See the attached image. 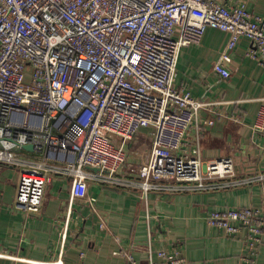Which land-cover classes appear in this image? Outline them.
Masks as SVG:
<instances>
[{
  "label": "built area",
  "instance_id": "2783aa9c",
  "mask_svg": "<svg viewBox=\"0 0 264 264\" xmlns=\"http://www.w3.org/2000/svg\"><path fill=\"white\" fill-rule=\"evenodd\" d=\"M209 28L229 36L217 73L231 75L226 62L241 38L264 68V14L246 0H0V167L18 170L16 206L39 214L62 173L85 196L87 168L116 184L122 172L136 175L145 194L164 180L197 190L234 175L231 156L208 161L187 146L208 104L175 85L182 48ZM142 130L152 145L132 163L127 146ZM253 130L264 133V105ZM207 220L229 235L246 228L238 264H257L264 195L259 206L211 211ZM119 254L126 264H191L178 247L151 249L148 261Z\"/></svg>",
  "mask_w": 264,
  "mask_h": 264
},
{
  "label": "crops",
  "instance_id": "0c3cea01",
  "mask_svg": "<svg viewBox=\"0 0 264 264\" xmlns=\"http://www.w3.org/2000/svg\"><path fill=\"white\" fill-rule=\"evenodd\" d=\"M246 2L264 14V0ZM228 37L209 28L201 42L183 47L175 85L208 104L199 127L193 126L187 136V146L199 148L208 161L231 156L234 175L197 190L164 180L145 194L136 175L122 172L116 184L87 168L93 178L85 196L73 193L69 174H58L47 188L41 212L29 214L15 204L18 170L3 165L0 264H126L120 250L148 261L149 250L172 247L191 264H238L247 229L229 235L210 225L207 217L211 211L262 202L264 133L254 131L253 124L264 105V68L247 54L250 40L241 38L226 62L231 75L217 73L214 64ZM210 119L213 124L207 123ZM152 141L149 131L142 130L127 146L129 161L144 160ZM257 264H264V235Z\"/></svg>",
  "mask_w": 264,
  "mask_h": 264
},
{
  "label": "water",
  "instance_id": "95a60500",
  "mask_svg": "<svg viewBox=\"0 0 264 264\" xmlns=\"http://www.w3.org/2000/svg\"><path fill=\"white\" fill-rule=\"evenodd\" d=\"M23 148H25V149H27L29 151H33L34 150V146L32 144L24 145ZM93 170L99 171V168H93Z\"/></svg>",
  "mask_w": 264,
  "mask_h": 264
}]
</instances>
